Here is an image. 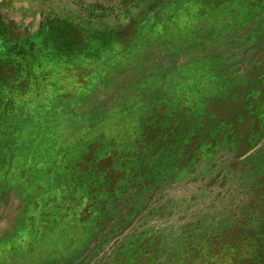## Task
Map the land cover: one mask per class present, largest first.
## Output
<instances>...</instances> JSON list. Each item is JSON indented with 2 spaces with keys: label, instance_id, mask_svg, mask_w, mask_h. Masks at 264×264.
I'll return each instance as SVG.
<instances>
[{
  "label": "rangeland",
  "instance_id": "1",
  "mask_svg": "<svg viewBox=\"0 0 264 264\" xmlns=\"http://www.w3.org/2000/svg\"><path fill=\"white\" fill-rule=\"evenodd\" d=\"M263 101L264 0H0V264H249L181 228L264 184ZM140 141L148 207L119 190Z\"/></svg>",
  "mask_w": 264,
  "mask_h": 264
},
{
  "label": "trees",
  "instance_id": "2",
  "mask_svg": "<svg viewBox=\"0 0 264 264\" xmlns=\"http://www.w3.org/2000/svg\"><path fill=\"white\" fill-rule=\"evenodd\" d=\"M264 106V101L260 106V110ZM49 116H52L50 120L58 119L68 116L69 111L64 112H46ZM257 114H261L260 111H257ZM73 118H80L72 114ZM65 125V122L63 123ZM53 123H48L46 125L39 124L38 129L42 132H52L54 137L59 139H71L79 137V140H83L85 137V130L82 128L78 129L81 131V134H78L76 128L82 125V122L77 125L72 123L69 127L59 126L60 128L53 129L51 126ZM70 125V124H68ZM61 132H57L58 130ZM76 130V131H75ZM10 130L8 127L0 128V136L5 135ZM72 131V132H71ZM143 131V130H142ZM60 133L61 135H57ZM65 135V136H64ZM140 138H145V134L141 133ZM152 141L153 139L146 137ZM66 142H64V145ZM144 142L139 143V148L137 149V155L130 153L129 158L134 159L132 165L126 166L125 172L120 181V195L121 203L132 205L137 204L142 207H148L149 202L153 200L154 194L156 191H159L164 185L162 184L160 178H157L154 174L151 173L149 163H146L145 160H140L137 164L135 157L142 156L143 151L140 149L147 150L149 147ZM69 150V145L65 147V151ZM129 153V152H128ZM129 160V159H128ZM136 164V165H134ZM125 167V166H123ZM63 169H66L64 167ZM237 188L239 191H235L234 194H231L229 198L236 203H232V207L228 210L225 205L223 208L218 210H213L214 206L211 204L208 210H200L196 215L194 220L189 223L182 225L181 233H187L186 237L182 238L181 246L188 247V250L185 251L186 254H202L216 250L218 247L226 246L240 240L243 242L244 247L248 248L251 251V260L249 258V264H264V184L260 186H255L254 180L252 182L246 183L242 176H240L236 182ZM174 206L169 204L168 206H163L164 211H167V207ZM135 207H131L134 211ZM229 213V217L226 218L224 222L216 216V214ZM123 215H127L126 213ZM169 215V214H168ZM201 231L199 234L197 232ZM191 234H196L197 236H191ZM250 238H252L250 240ZM182 252V254H185Z\"/></svg>",
  "mask_w": 264,
  "mask_h": 264
}]
</instances>
